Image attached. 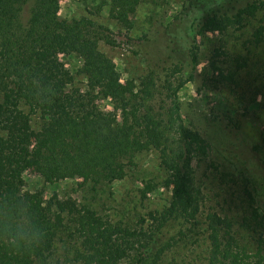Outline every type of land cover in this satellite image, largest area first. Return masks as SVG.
<instances>
[{"label":"trees","instance_id":"1","mask_svg":"<svg viewBox=\"0 0 264 264\" xmlns=\"http://www.w3.org/2000/svg\"><path fill=\"white\" fill-rule=\"evenodd\" d=\"M142 1L109 0L110 17L128 31ZM262 9L259 0L232 18H205L197 33L225 31ZM59 10V0H0V264H160L174 240L169 229L196 227L203 197L193 163L207 162L210 153L183 122L178 94L185 81L174 71L162 81L150 72L139 86L123 84L99 50L101 43L118 46L116 37L87 18L61 19ZM61 56L80 62L84 90ZM147 150L159 154L171 200L138 228L105 221L72 200L24 191L27 172L49 185L121 182L126 165ZM255 218L264 227V214ZM204 222L201 264H264V235L251 254L231 221L208 213Z\"/></svg>","mask_w":264,"mask_h":264},{"label":"rangeland","instance_id":"2","mask_svg":"<svg viewBox=\"0 0 264 264\" xmlns=\"http://www.w3.org/2000/svg\"><path fill=\"white\" fill-rule=\"evenodd\" d=\"M255 1L259 2L142 1L127 31L110 17L109 0H59L61 19L87 18L116 37L118 46L101 43L99 50L114 62L123 84L132 81L139 86L150 72L161 81L176 72L185 81L178 94L183 122L210 146L208 161L193 163L203 197L196 227L185 226L182 233L179 226L169 229L167 237L174 240L160 264L202 263L208 213L231 221L251 254L264 235V227L255 218L264 214V30L257 36L264 29V10L253 16L242 14L240 23L225 31L197 33L205 18H232ZM61 59L66 70L75 68L77 87L84 90V77L76 74L80 62ZM229 72L235 74L234 81L226 79ZM97 104L115 111L108 101ZM116 114L121 123L122 113ZM166 179L159 154L147 150L126 165L121 182L83 184L77 178L49 185L27 172L24 191H42L45 200L53 195L61 201L72 200L105 221L138 228L149 213L169 204L171 188L165 187ZM147 186L153 191L143 194Z\"/></svg>","mask_w":264,"mask_h":264}]
</instances>
